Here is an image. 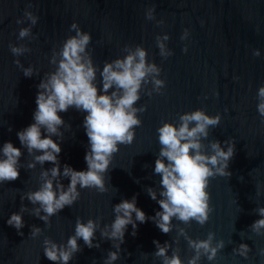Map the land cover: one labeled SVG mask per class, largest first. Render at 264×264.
<instances>
[{
  "label": "water",
  "instance_id": "obj_1",
  "mask_svg": "<svg viewBox=\"0 0 264 264\" xmlns=\"http://www.w3.org/2000/svg\"><path fill=\"white\" fill-rule=\"evenodd\" d=\"M150 7L154 8L153 20L145 17ZM26 8L38 17L31 27L33 38L17 39L19 29L30 25L24 19ZM18 18L22 23L16 22ZM157 20L164 23L157 24ZM73 21L91 34L87 50L98 68L106 60L123 56L124 45L139 44L147 50V59L160 66L159 78L165 80V87L151 96L141 91L136 106L146 105V111L137 113L142 124L135 129L133 142L119 145L114 154L104 174L107 191L77 185L79 199L51 216L50 224L45 226L31 214L30 210L38 205H32L26 197L21 200V195L39 187L41 167L53 165L46 161L43 166L37 163L34 169H28L32 157L21 146L17 132L34 122L37 85L44 73L54 70L49 63L52 49H59L65 38L74 34L70 31ZM184 29L189 35L181 40ZM163 33L168 34L166 45L173 53L167 59L159 55L155 41ZM9 43H23L31 51L14 56ZM185 45L187 52L182 51ZM254 49L259 50V56L253 55ZM17 59L24 67L38 69L39 74L25 77L14 63ZM99 81L97 71L98 87H102ZM262 84L264 0H0V146L10 141L23 153L19 178L0 183V264H59L44 255L45 237L66 244L68 236L74 234L77 217L82 222L99 218L101 227L111 224L115 218L113 206L134 195L136 206L146 216H154L160 205L150 198L146 188H156L159 198L160 176L154 173L160 148L157 128L164 121L178 123L180 113L196 108L221 117L220 123L209 129L205 144L216 139L226 148L223 141L232 138L234 142V155L228 165L231 175L209 180L207 191L213 207L209 220L201 226L195 221L185 225L173 218L174 227L167 234L152 220L137 221L135 236L129 224L119 258L113 264H162L161 258L154 255V240L161 244L167 241V254L171 256L177 249L186 262L194 253L184 236L177 238L175 225L185 228L192 239H205L211 231L213 243L224 241V248L217 251L214 260L202 256L199 264H264L260 253L264 234L250 229L260 218L255 209L264 207V118L257 111V90ZM58 114L65 121L63 136L52 139L61 147V171L64 164L86 170L84 155L89 144L83 127L85 113L69 108ZM61 183L66 187L69 178L61 177ZM21 204L28 209L22 213L24 227L19 232L23 235L6 223L13 212L20 211ZM33 225L42 229L35 238L30 236ZM77 242L81 251L68 264H105L108 251L116 250L111 240L101 238L99 229L94 240L99 248H88L82 239ZM240 243L250 248L247 258L233 252Z\"/></svg>",
  "mask_w": 264,
  "mask_h": 264
},
{
  "label": "clouds",
  "instance_id": "obj_2",
  "mask_svg": "<svg viewBox=\"0 0 264 264\" xmlns=\"http://www.w3.org/2000/svg\"><path fill=\"white\" fill-rule=\"evenodd\" d=\"M145 17L148 20L155 19L153 7L146 10ZM24 19L30 21V25L19 29L17 39L33 38L31 27L37 23L38 17L26 8ZM16 22L20 24L22 20L18 18ZM156 23L163 24L164 21L157 20ZM71 30H74V34L67 36L59 49H52L49 63L55 66L54 70L44 73L37 85L34 122L17 132L21 146L32 157L27 163L28 169H34L37 163L43 166L46 161L53 165L48 169L41 167L39 187L21 195V200L26 197L32 205H38L30 211L44 221L45 226L50 224L51 216L79 199L77 185L80 188H95L101 193L107 191L104 174L108 171L114 154L119 151V145L133 142L135 129L142 124L137 113L146 111V105L136 106L141 91L151 96L153 92L161 93L165 87V80L159 78L160 66L147 59V50L141 45H124L123 56L106 60L102 68H98L87 50L92 39L91 34L82 31L75 21L70 25ZM188 35V30L184 29L180 39L185 40ZM168 39L167 33L155 37L159 55L163 59L173 54L166 45ZM9 49L14 56L31 51L23 43H9ZM182 51L187 52V45ZM253 55L259 56V50L254 49ZM14 63L22 68L25 77H32L34 72L39 74L38 69L31 65L24 67L19 59ZM97 71L102 87H98ZM149 84L151 88H147ZM257 101V111L264 118V84L258 87ZM69 108L85 113L83 127L89 144L84 155L86 170H75L64 164L61 171L58 158L61 147L52 139V136L62 138L61 127L65 125V121L58 113L67 112ZM220 119L219 113L209 115L203 109L196 108L180 113L178 123L164 121L159 125L157 133L160 148L154 165V173L160 176L159 198L156 188H146L150 198L160 205V210L154 216H146L136 206L135 195L131 199H122L113 206L115 218L111 224L101 227L99 218L95 221L89 218L82 222L77 217L74 234L68 236L66 244H58L45 237L43 252L46 258L59 264H68L73 255L81 251L77 242L79 239L88 248H99V243H94L96 231L99 229L101 238L111 240L116 249L109 250L105 258V264H113L119 258L120 245L129 224L132 226L133 236L136 235L137 221L144 223L152 220L165 234L173 229V218L185 225L195 221L203 226L213 211L207 191L210 178L231 175L228 165L234 155L232 138L223 141L226 148L216 139L204 143L209 129L216 127ZM42 129L45 135H42ZM22 154L21 149L10 141L0 146V183L19 178V158ZM61 177L69 178L66 187L61 183ZM27 210L21 204L20 211L13 212L6 221L20 235L23 233L19 230L24 227L22 213ZM255 211L260 218L250 225V229L256 234H264V207H258ZM175 227L177 238L184 236L194 254L185 262L180 258L177 249H173L171 256L167 254L170 247L167 241L161 244L154 240V255L161 258L162 264H199L202 256L212 261L216 258L217 251L225 246L223 240L213 243L214 233L211 231L205 239H192L185 228L179 225ZM41 232L40 227L33 225L30 236L35 238ZM249 251L246 243H240L233 249L234 253L245 258ZM260 253L264 255V249H260Z\"/></svg>",
  "mask_w": 264,
  "mask_h": 264
}]
</instances>
